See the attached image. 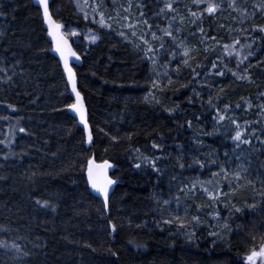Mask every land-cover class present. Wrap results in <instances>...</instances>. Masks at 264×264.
<instances>
[{
    "label": "trees",
    "instance_id": "16d2710c",
    "mask_svg": "<svg viewBox=\"0 0 264 264\" xmlns=\"http://www.w3.org/2000/svg\"><path fill=\"white\" fill-rule=\"evenodd\" d=\"M88 2L111 12L118 6L117 14L142 27L132 39L108 36L85 22L74 0L52 2L65 29L86 24L101 33L86 51L74 45L84 59L76 73L91 146L66 107L73 100L40 10L32 0H0V264H248L246 254L264 244V11L256 7L264 0H235V8L231 0ZM209 3L217 12L205 11ZM246 67L251 82L237 78ZM232 118L251 144L237 147ZM92 158L114 166L108 210L90 191ZM227 165L240 181L219 177ZM252 203L254 209L246 207Z\"/></svg>",
    "mask_w": 264,
    "mask_h": 264
},
{
    "label": "snow or ice",
    "instance_id": "6c2138e0",
    "mask_svg": "<svg viewBox=\"0 0 264 264\" xmlns=\"http://www.w3.org/2000/svg\"><path fill=\"white\" fill-rule=\"evenodd\" d=\"M195 2L196 3H200L201 0H195ZM39 4L43 8V16H44V18L48 21L49 26L54 29L53 31H49L48 34L50 36H52L54 41H55V45H56L55 51L60 54V58L63 60V71L65 73H67V80L71 84V91L73 93H75L76 102L75 103H69V104L66 105V107L68 109H70L73 113L78 115L79 123L83 125L84 130H86V132H87V136H86V141L85 142L88 145H91L94 142V136H93L92 127L90 126L89 121L87 119V109H86V107L84 105L83 96H82L81 92L77 89L76 72L69 64V57L70 56L71 57H75L76 60H79L80 57L77 56L75 51H73L71 49V46L68 44V40L64 37V35L63 34H58L57 31H55V30H58V29L62 28L63 26L60 25V24H56L53 21L52 15L50 13L49 0H39ZM229 6L235 8V0H231V3H230ZM256 7H258L261 11H264V2H262L259 5H256ZM165 8H167L169 10H173L172 3H166L165 4ZM218 8H219L218 5L209 3V4H207L205 11L208 14H212V13L217 12ZM161 11H163V9H161ZM0 15H3L2 11H0ZM141 15H143V13H141ZM191 16L193 18H196L197 17V13L196 12H192ZM84 18L87 19L88 17L85 16ZM181 19H183V18H181ZM193 22H195V19L193 20ZM101 23H103V13L102 12H101ZM144 23L147 24V21H144ZM109 27H110V25H109ZM148 27L151 28V25H148ZM164 31H165V34L167 36L173 37V33L171 31H167V30H164ZM259 31L261 33H264V26L260 27ZM200 32L203 33V28H200ZM0 35H3V33H0ZM70 35L75 36V35H77V33L74 32V31H71ZM121 35H124V34L121 33ZM152 36H153V38H155V33H152ZM90 39L92 41H96L98 39V37L95 34H92L90 36ZM173 39H175V37H173ZM208 39H211V40L215 41V37H208ZM145 43H147V41H145ZM236 43H239V41H236ZM161 47H163V44H161ZM223 47H224L225 50H227L230 46L225 44V45H223ZM246 47L251 49V45H246ZM252 54H253L252 51H249L248 55L244 56V59L246 60L248 58V56H250ZM185 55H187V52L185 53ZM229 55H231V53H229ZM184 64H188V60L187 59L184 60ZM237 66L239 67V65H237ZM216 68H217V63L213 62L212 63V69H216ZM3 71H5V69L0 68V72H3ZM193 71L195 72L194 69H193ZM232 74L234 76L237 75L236 73H232ZM196 75H199V73H196ZM217 75H220V76L224 75L223 68H221V70L217 72ZM237 78L239 80H242V81L243 80H248L249 82H251V75H250V73L248 71V68L246 67L244 69V74L239 75ZM7 79L11 80V77L9 76V77H7ZM171 83H172V81L169 79L167 84L164 85V87H167V85L171 84ZM153 87H157V84L155 82L153 83ZM261 96H264V93H261ZM246 103L248 104L249 107H251V103L250 102H246ZM209 104H212L211 100H209ZM8 107L13 108L14 106L13 105H8ZM213 107H215V106L213 105ZM236 107L239 108L240 104H237ZM224 108L227 110V109L230 108V105L225 104ZM54 110H60V109L54 108ZM260 110L262 112H264V105H260ZM168 111L172 112V111H174V109H168ZM216 111L219 113L220 110L216 109ZM197 119H199V117H197ZM224 120H225V115H219L218 116V121H224ZM186 123L188 124L189 127L192 126V122L191 121H186ZM231 123L236 126L235 135L232 136L231 138L234 141L239 142L237 144V147H239L240 143L251 144L252 141H251L250 138H244L243 132L240 130L239 121L234 119V118H232L231 119ZM257 123H259V121H257ZM245 124H248V122L246 121ZM245 130H247V129H245ZM19 131L20 132H26L27 130L25 128H19ZM100 131H103V130L100 129ZM251 135L252 136L256 135L255 129L252 130ZM112 139L115 140V139H117V137H112ZM0 143H4V141H0ZM262 143H264V142H262ZM154 147L159 148L160 146L159 145H154ZM225 155H227V153ZM5 159H7V156H5ZM144 159L147 161L148 164L151 165V167L153 168L154 171H156L158 173L161 171V169H159L156 166V160L155 159H151V158H148V157H145ZM210 162L211 163H216V161H210ZM196 163L199 164L201 167L205 166V162L203 160H199L198 159V160H196ZM87 164H88V167H87L88 180L91 183V187L93 189H95L98 193L102 194V197H103V201H102L103 208L107 209L109 207L110 189L112 188L113 185H115L117 183L116 180H113V179L107 177V175H106V169L112 167V165L109 164L108 161H104L103 165H98V164H96L94 158L89 159ZM133 166L136 169H139L141 167V164L140 163H136ZM179 166L183 167L184 165L180 164ZM94 167L95 168H103V169H105V179H104L103 182H98L96 176H94V174H93V168ZM221 172L225 175V178H227L228 170L226 168H221ZM233 177L237 181H240L241 180L240 172L239 171L234 172L233 173ZM192 188L195 189V185H192ZM204 191L207 192L208 189L204 188ZM209 194L213 195L212 193H209ZM213 198H215V196H213ZM165 203H167V201H165ZM36 204L37 205H41L43 207H54L53 205H51V203L48 200L41 201V200L37 199L36 200ZM246 207L254 209L256 207V205H255V203H252V204H247ZM244 210L245 209H242V208H235L234 212L236 214H240V213L244 212ZM177 219H179V218L177 217ZM193 220H198V217H193ZM172 222L173 221H171V220L163 221V223H165V224H171ZM225 227L227 228L228 225L226 224ZM111 228H112V231L115 232L116 225L112 224ZM187 235L191 239L195 235V233L193 231H189L187 233ZM211 235L215 237V236H218V233L217 232H212ZM213 243H215V241ZM6 246L7 245H5V247ZM13 247H15V248H17V250H19V245L13 244ZM245 259L248 262V264H257V261H259L260 264H264V244H261L258 250L255 247L252 248L246 254Z\"/></svg>",
    "mask_w": 264,
    "mask_h": 264
},
{
    "label": "rangeland",
    "instance_id": "374dc122",
    "mask_svg": "<svg viewBox=\"0 0 264 264\" xmlns=\"http://www.w3.org/2000/svg\"><path fill=\"white\" fill-rule=\"evenodd\" d=\"M120 1L122 0H118V2ZM118 2H117V5H119ZM74 3H76L77 11L80 14V16L82 15L83 18L85 16L88 17L87 19L84 18L86 23L91 22V23L96 24L100 28V30L107 33L108 36H111V32H114V34L116 33V34H119L120 36L128 37L132 39L141 34L142 27L141 25H136L135 19L129 16L125 18L123 13L117 14L118 6H116V10L113 9V12H111V9L105 8L104 6L98 3H95V2L89 3L88 0H74ZM101 12L103 13V23H101ZM127 19L130 22L127 23L128 21ZM71 31L76 32L77 35L75 36L70 35ZM121 33H123L124 35H121ZM65 34L74 43V45L82 48L83 51H86L88 47H90L91 45H95L99 41H101V33L95 31L94 29H91L86 24L83 26H79L75 24L68 25V28H66L65 30ZM92 34H95L98 37L96 41H92L90 39V36ZM2 135H4V131L0 127V138ZM222 168H226L228 170L227 178H225V175L221 171L218 172L219 177H221L222 179L226 181L230 180L231 177H233V173L235 172V170L233 168L230 169L229 165L224 166ZM172 215L176 218L177 217L180 218L177 214L173 212H172ZM0 239H1V236H0ZM257 264H260V262L257 261Z\"/></svg>",
    "mask_w": 264,
    "mask_h": 264
},
{
    "label": "water",
    "instance_id": "95a60500",
    "mask_svg": "<svg viewBox=\"0 0 264 264\" xmlns=\"http://www.w3.org/2000/svg\"><path fill=\"white\" fill-rule=\"evenodd\" d=\"M32 2H33V4H34V6L40 10V13H41V19H42V22H43V26H44V29H45L46 34H47V39H48V41H49V43H50V45H51V55L54 56V57L57 59V61L59 62L60 66H61V69H62V74H63V76H64V79H65V81H66V83H67V86H68V89H69V92H70V96H71V98H72V100H73V103H75V102H76L75 93H73V92L71 91V84H70V83L68 82V80H67V73H65V72L63 71V60L60 58V54L57 53V52L55 51V47H56V45H55V41H54L53 37L50 36V35L48 34L49 31H53L54 29L51 28V27L49 26L48 21L44 18V16H43V8H42V6L39 4V0H32ZM52 2H53V0H49L50 13H51V15H52V19H53V21H54L56 24H60V25L63 26L62 28H60V29H58V30H55V31H57L58 34H63V35H64V37L68 40V44L71 46V49H72L73 51H75V53L77 54V56L80 57L79 60H76L75 57H71V56L69 57V64H70V66H71V67L75 70V72H76V69H77V68H81V67L83 66V64H84V59H83L82 56L77 52V50L75 49V47H74L73 43L71 42V40L65 35V25L62 24V23H60V22H58V21L54 18L53 14H52V11H51V5H52ZM76 76H77V73H76ZM77 89L79 90L78 77H77ZM79 91H80V90H79ZM81 94H82V93H81ZM82 96H83V95H82ZM83 100H84V105H85V107H86V109H87V119H88V121H89V112H88V108H87V105H86V102H85V98H84V96H83ZM69 114H70L74 119H76V120L78 121V123H79V117H78L77 114L73 113L70 109H69ZM89 124H90V122H89ZM79 126H80L81 129L85 132V134H86V136H87V132H86V130H84L83 125L79 123ZM88 146H91V145H88ZM95 162H96V164H98V165H103V163H104V162H97V161H95ZM108 163L111 164L112 167L106 169V175H107V177L113 179V178H112V173H113V171H114V166H113V164H112L111 162H108ZM87 167H88V166H87ZM93 174H94V176H96L98 182H103V181H104V179H105V169H103V168H95V167H94V168H93ZM86 175H87V180H88V172H87V170H86ZM113 180H114V179H113ZM88 183H89V187H90V191H91V193H92L96 198H98L99 200L103 201L102 194L98 193L95 189H93V188L91 187V183H90L89 180H88ZM115 189H116V184L113 185L112 188L110 189V199H111L112 195L114 194ZM110 199H109V202H110ZM107 210H108V208H107Z\"/></svg>",
    "mask_w": 264,
    "mask_h": 264
},
{
    "label": "bare ground",
    "instance_id": "6f19581e",
    "mask_svg": "<svg viewBox=\"0 0 264 264\" xmlns=\"http://www.w3.org/2000/svg\"><path fill=\"white\" fill-rule=\"evenodd\" d=\"M63 24V23H62Z\"/></svg>",
    "mask_w": 264,
    "mask_h": 264
}]
</instances>
